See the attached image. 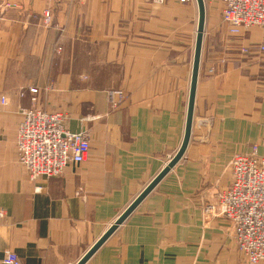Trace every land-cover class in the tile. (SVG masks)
<instances>
[{"label": "crops", "instance_id": "0c3cea01", "mask_svg": "<svg viewBox=\"0 0 264 264\" xmlns=\"http://www.w3.org/2000/svg\"><path fill=\"white\" fill-rule=\"evenodd\" d=\"M222 7L206 4L183 159L86 264H249L231 223L205 208L230 185L234 156H264V29L226 40ZM198 17L196 1L0 0V264L8 251L22 264H77L175 156ZM30 107L87 130L88 159L32 180L16 147Z\"/></svg>", "mask_w": 264, "mask_h": 264}, {"label": "built area", "instance_id": "2783aa9c", "mask_svg": "<svg viewBox=\"0 0 264 264\" xmlns=\"http://www.w3.org/2000/svg\"><path fill=\"white\" fill-rule=\"evenodd\" d=\"M204 2L222 4V20L232 36L253 28L264 29V0ZM50 15L49 11L45 13L46 23L51 21ZM255 47L264 52V44ZM30 93L32 102L37 103L39 90L33 88ZM117 95L112 93L111 98ZM119 95L121 97L122 93ZM21 115L16 135L18 160L32 180L61 176L69 165H79L88 159L89 132L67 130L62 113L30 107L22 109ZM230 164L231 185L220 193L219 211L232 222L238 248L249 264H264V156L259 154L257 146H252L249 152L236 155ZM214 210L215 204L206 207L207 212ZM2 261L4 264H22L18 255L11 251L6 252Z\"/></svg>", "mask_w": 264, "mask_h": 264}, {"label": "water", "instance_id": "95a60500", "mask_svg": "<svg viewBox=\"0 0 264 264\" xmlns=\"http://www.w3.org/2000/svg\"><path fill=\"white\" fill-rule=\"evenodd\" d=\"M198 6V26L195 42L192 80L190 88V96L188 103L187 119L185 134L182 144L175 156L168 162L163 170L150 182V184L141 192V194L131 203V205L119 216L114 224L103 234L96 244L77 262V264H86L95 252L114 234V232L122 225L131 213L144 201V199L158 186V184L169 174V172L183 159L192 134V126L194 120V105L196 98V90L198 85L200 62L202 56V47L204 41L205 24H206V4L204 0H195Z\"/></svg>", "mask_w": 264, "mask_h": 264}, {"label": "rangeland", "instance_id": "374dc122", "mask_svg": "<svg viewBox=\"0 0 264 264\" xmlns=\"http://www.w3.org/2000/svg\"><path fill=\"white\" fill-rule=\"evenodd\" d=\"M46 1H50V0H46ZM154 3H156L155 2V0H152ZM166 0H163V2H165ZM163 2H161V4L163 3ZM191 2H195V1H191ZM185 3H190V2H185ZM160 4V3H159ZM50 12V16H51V21L49 22V23H46L45 22V13L46 12ZM41 20H42V26L43 27H49V26H51L52 25V23H53V14H52V12H51V10H49V9H46L44 12H43V14H42V18H41ZM263 29V28H262ZM244 33H246V32H244ZM227 37V39L226 40H235L236 39V36H232V35H229V36H226ZM112 93H116V94H118L117 96L118 97H120V95L119 94H121L122 93V96H123V92H121V90H119V89H117V90H112ZM245 154V153H244ZM235 157V156H234ZM233 157V158H234ZM232 158V159H233ZM232 159L230 160V162L227 164V166H228V168L230 167V163H231V161H232ZM228 170V169H227ZM231 170V169H230ZM231 180H232V173H231ZM230 185H231V183H230ZM229 185V186H230ZM229 186H228V188H229ZM227 188V189H228ZM225 191V190H224ZM223 192V191H222ZM221 192V193H222ZM219 196H220V194L218 195V197H217V200H216V202L214 203L215 204V210L214 211H210V212H208L210 215H213V216H222V217H224L225 219H227L230 223H231V225H232V222L228 219V218H226L224 215H222L221 213H220V211H219V207H218V200H219ZM214 204H210V205H214ZM205 210H206V208H205ZM232 231H233V236H234V238H235V232H234V230H233V225H232ZM240 251V250H239Z\"/></svg>", "mask_w": 264, "mask_h": 264}]
</instances>
